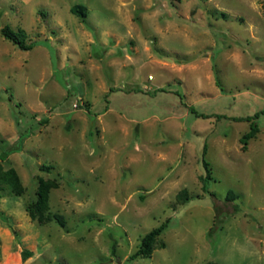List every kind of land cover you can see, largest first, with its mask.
<instances>
[{
	"label": "rangeland",
	"instance_id": "rangeland-1",
	"mask_svg": "<svg viewBox=\"0 0 264 264\" xmlns=\"http://www.w3.org/2000/svg\"><path fill=\"white\" fill-rule=\"evenodd\" d=\"M0 264H264V0H0Z\"/></svg>",
	"mask_w": 264,
	"mask_h": 264
},
{
	"label": "trees",
	"instance_id": "trees-1",
	"mask_svg": "<svg viewBox=\"0 0 264 264\" xmlns=\"http://www.w3.org/2000/svg\"><path fill=\"white\" fill-rule=\"evenodd\" d=\"M175 2H179L181 0H171ZM72 11L77 14L80 18L85 19L87 15V8L82 5V4H76L72 7ZM3 36L6 39H9L19 45L23 49H31L33 47V43H27V34L23 29L19 30H13L9 26H6L2 29ZM258 114H255L254 117H257ZM240 119H248L251 120V116H246V117H240ZM259 131V126L258 124L253 121L251 125L250 131L245 133L242 137V143H243V148L247 149V144L248 141L255 137V135ZM207 152V145L204 146V155ZM203 166L205 168L206 173L204 175H201V179L204 182L203 188L206 189V183L209 179H211L212 176V171L210 168V163L206 160V158H203ZM42 170H47L50 171L51 169L54 168L53 164H43L40 167ZM13 186L15 187L17 193L23 192V186L21 185L20 178L16 177L13 182ZM55 184L51 181L40 179V183L38 185V190H37V201L35 204L29 207V211L34 219H36L39 223H46L49 221H56L58 222L61 226L66 225V219L62 214L59 213H54L50 209V190ZM178 199H180L183 202H186L190 199L189 192L186 188L182 189L178 193ZM238 198V194L235 193L233 190H229L226 196L227 200H236ZM168 226V220L159 226L153 228L151 231L146 233L142 240L141 244L138 248V250L132 255V257H138V256H150L154 250L155 243L159 236L163 233V231L166 229ZM116 252L115 247L113 248V253ZM30 253V252H28ZM24 256H27V252L25 251Z\"/></svg>",
	"mask_w": 264,
	"mask_h": 264
}]
</instances>
